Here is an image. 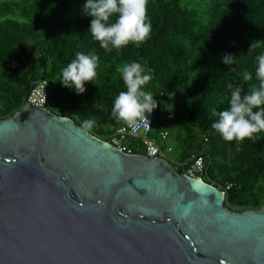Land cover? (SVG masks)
Segmentation results:
<instances>
[{
	"label": "trees",
	"instance_id": "trees-1",
	"mask_svg": "<svg viewBox=\"0 0 264 264\" xmlns=\"http://www.w3.org/2000/svg\"><path fill=\"white\" fill-rule=\"evenodd\" d=\"M86 2L0 0V120L22 109L31 88L43 81L46 109L107 142L126 125L112 116L116 97L126 91L118 69L138 62L152 76L143 90L157 102L148 139L178 151L170 163L182 174L192 155H202L200 178L225 193L229 210L264 207V131L238 143L224 140L212 127L218 120L213 112L229 108V83L241 87L242 95L259 85L264 0H201L189 6L183 0H148L149 37L119 53H106L92 38ZM252 43L257 46L251 48ZM77 53L99 57L97 75L84 83L82 94L61 82L62 70ZM226 56L232 63L224 62ZM245 71L251 80H243ZM89 119L95 121L90 128L84 123ZM161 133L167 134L164 142H159ZM129 144L134 154H143L141 139Z\"/></svg>",
	"mask_w": 264,
	"mask_h": 264
},
{
	"label": "water",
	"instance_id": "water-1",
	"mask_svg": "<svg viewBox=\"0 0 264 264\" xmlns=\"http://www.w3.org/2000/svg\"><path fill=\"white\" fill-rule=\"evenodd\" d=\"M224 202L46 108L0 120V264H264V207Z\"/></svg>",
	"mask_w": 264,
	"mask_h": 264
},
{
	"label": "clouds",
	"instance_id": "clouds-1",
	"mask_svg": "<svg viewBox=\"0 0 264 264\" xmlns=\"http://www.w3.org/2000/svg\"><path fill=\"white\" fill-rule=\"evenodd\" d=\"M148 0H87L85 12L92 17L89 32L100 47L107 53L114 49L119 51L130 43L139 46L151 32V24L147 20ZM115 16L114 22L110 19ZM257 45L252 43L251 48ZM232 57L226 56L225 63H232ZM99 57L77 53L74 59L62 70L61 82L64 86L75 89L76 93L85 91L84 83L91 82L97 75L96 68ZM258 67L256 77L258 87H253L250 93L241 94V87L232 83L227 85L231 90L229 108L219 113L218 120L212 127L226 141L242 142L251 138L254 133L264 131V54L256 57ZM234 70V69H233ZM126 91L116 97L112 116L124 121L133 132L142 125L148 124L146 114H150L157 106L150 92L143 90L151 79V74H145V68L138 62L124 64L118 69ZM249 72L243 73V80L249 81ZM259 109V110H254ZM86 127H92L95 121L86 120Z\"/></svg>",
	"mask_w": 264,
	"mask_h": 264
},
{
	"label": "built area",
	"instance_id": "built-area-1",
	"mask_svg": "<svg viewBox=\"0 0 264 264\" xmlns=\"http://www.w3.org/2000/svg\"><path fill=\"white\" fill-rule=\"evenodd\" d=\"M48 103V90L46 83L38 81L29 91L25 98V104H28L34 108L45 109ZM148 116L149 125H142L136 132H133L131 128L126 124L115 129L109 136L107 143L111 144L117 150L126 154L144 155L151 159L167 160L173 162L171 158L172 147L169 144H165L164 147L158 143V141L148 139V134L151 131L153 122V113L146 114ZM133 139L142 140L143 154H134V147L130 146L129 141ZM167 134L161 133L159 142L166 141ZM178 166V165H177ZM204 172V159L202 155H192L189 159V164L185 170V175L194 178L201 179L200 175ZM227 186L226 189H229ZM224 193V192H223ZM225 194V193H224Z\"/></svg>",
	"mask_w": 264,
	"mask_h": 264
},
{
	"label": "rangeland",
	"instance_id": "rangeland-1",
	"mask_svg": "<svg viewBox=\"0 0 264 264\" xmlns=\"http://www.w3.org/2000/svg\"><path fill=\"white\" fill-rule=\"evenodd\" d=\"M201 0H183V3L185 5H192V4H195L197 2H200ZM173 140L172 139H169V142L171 143ZM170 146L172 147V153H171V158L173 159L176 155H177V150H174L173 152V146L170 144Z\"/></svg>",
	"mask_w": 264,
	"mask_h": 264
},
{
	"label": "bare ground",
	"instance_id": "bare-ground-1",
	"mask_svg": "<svg viewBox=\"0 0 264 264\" xmlns=\"http://www.w3.org/2000/svg\"><path fill=\"white\" fill-rule=\"evenodd\" d=\"M197 181H198V182H197L198 184H201V183L199 182V180H197Z\"/></svg>",
	"mask_w": 264,
	"mask_h": 264
}]
</instances>
